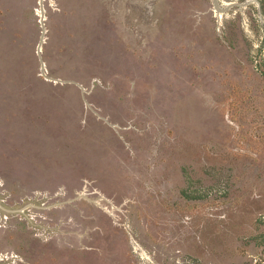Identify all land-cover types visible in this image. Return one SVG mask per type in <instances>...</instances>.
<instances>
[{
  "label": "rangeland",
  "instance_id": "obj_1",
  "mask_svg": "<svg viewBox=\"0 0 264 264\" xmlns=\"http://www.w3.org/2000/svg\"><path fill=\"white\" fill-rule=\"evenodd\" d=\"M0 264H264V0H0Z\"/></svg>",
  "mask_w": 264,
  "mask_h": 264
}]
</instances>
